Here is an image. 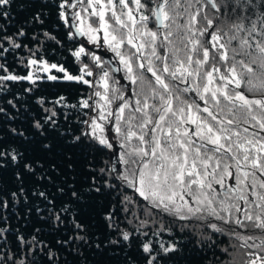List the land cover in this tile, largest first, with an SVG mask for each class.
<instances>
[{
	"label": "snow or ice",
	"instance_id": "6c2138e0",
	"mask_svg": "<svg viewBox=\"0 0 264 264\" xmlns=\"http://www.w3.org/2000/svg\"><path fill=\"white\" fill-rule=\"evenodd\" d=\"M12 2L0 0V94L27 82L37 114L21 117L19 94L7 101L14 116L0 106L5 119H22L10 129L18 147L0 140V168L13 167L18 184L0 190V264H67L64 253L133 245L140 264H162L179 251L175 231L197 254L214 249V264H237L241 249L242 264H264V0H56L70 44L36 31L39 10L12 31ZM49 42L69 53L71 70L51 62ZM49 81L81 95H37ZM73 113L79 127L68 143L96 153L89 191L116 193L105 231L73 208L79 192L33 190L43 206L26 215L35 211L42 227L10 242L5 212L30 203L27 178L52 180L57 165L45 171L37 152L56 150L45 141L63 136L61 117Z\"/></svg>",
	"mask_w": 264,
	"mask_h": 264
},
{
	"label": "trees",
	"instance_id": "16d2710c",
	"mask_svg": "<svg viewBox=\"0 0 264 264\" xmlns=\"http://www.w3.org/2000/svg\"><path fill=\"white\" fill-rule=\"evenodd\" d=\"M30 3L34 7H30ZM56 0H13L10 7V16L12 17L9 27L15 31L17 27L24 25L37 10L44 13L45 23L43 27H36V31H48L57 36L58 39L67 42L66 30L62 26V21H59L56 8L54 4ZM0 23H6L0 20ZM55 49V54L52 56V63L65 64L71 70V60L66 59L69 53L60 47L49 42L48 52L51 54ZM19 71V69H17ZM28 86L27 82L21 85H12L10 91L0 94V106L4 107L8 116L15 115V109L8 105L7 101L13 99L16 94H19V105H23L21 109V117L36 115L37 109L33 102V97L24 95V87ZM79 86H69L68 82H52L49 81L42 85V91L37 95H44L48 99H55L56 94L66 96L70 103H76L80 97L81 92L77 91ZM88 86H83V90H87ZM76 114H72L71 120L65 122L63 117L60 120V132L63 136L53 134L51 141L45 143H53L57 145L56 150L51 154H40V162L44 164L45 171H50L53 164L57 165V171L51 172L52 180L47 179L37 182L35 177H29L25 181V189L29 193L28 200L30 203L25 205L23 202L16 203L6 210L5 214L10 217L8 226L11 231L8 233L10 242L15 240L14 233L18 230L25 235L30 234L33 228L42 227L37 221L36 213L33 211L31 215H26L29 208H34L36 205L43 206V201L31 195L33 190L46 191L51 196L60 198V188L73 189L81 194V201L74 204L73 208L78 211L86 223L94 225L93 231L97 235H102L104 229L103 216L109 209L110 202L116 198V193L109 195L106 191L100 193L90 192L89 188L92 186V172L89 169V163L93 156L96 155L93 151L83 145H72L68 143L71 140L73 129H77L79 125L76 123ZM22 123L21 118L15 120L5 119L0 115V140L3 141L4 146L9 148L18 147L20 140L10 133V129L17 127ZM79 135L78 131H75ZM70 158V159H68ZM100 157L97 156V160ZM71 164L72 167L68 165ZM39 175V172H38ZM17 181L15 179V169L10 165L0 168V190H7L8 192L17 189ZM67 198V197H65ZM43 227H47L44 225ZM175 238L180 241L178 244L179 251H177L171 259H165L162 264H214L213 257L214 249L204 248L199 254L194 252L191 246L185 247V241L182 235L175 231ZM45 240L54 239L51 236L45 235ZM105 242L108 237L104 236ZM164 239H168V234H164ZM220 239H224L221 237ZM227 244V240L224 239ZM218 254V253H217ZM86 258L87 264H140V252L138 248L133 245L131 248L121 247H104L102 250L89 249L84 251L81 258H77L74 254H62L61 260L66 261L67 264H84ZM40 264H44L43 261Z\"/></svg>",
	"mask_w": 264,
	"mask_h": 264
},
{
	"label": "rangeland",
	"instance_id": "374dc122",
	"mask_svg": "<svg viewBox=\"0 0 264 264\" xmlns=\"http://www.w3.org/2000/svg\"><path fill=\"white\" fill-rule=\"evenodd\" d=\"M149 26L151 27V25H149ZM97 52H98V54H101V50L97 49ZM112 56H114V54H112V53H108V54H106V55L104 56L105 61L107 62V61L109 60V58L112 57ZM112 65H113V67H118V66H119L118 61L113 60ZM114 75H115L117 78H119V76L123 75V73H117V74H114ZM89 79H91V78H89ZM123 83H127V81H123ZM127 194H128L129 196H133V190H132V189H128V190H127ZM137 195H138V194H137ZM134 198H135V197H134ZM167 222H168V221L165 220V223H167ZM244 251H246V250L241 249V250H240V253H242V252H244ZM240 253H237V254H236L237 264H242V261H243V260L248 259V257L243 256V255H241Z\"/></svg>",
	"mask_w": 264,
	"mask_h": 264
}]
</instances>
